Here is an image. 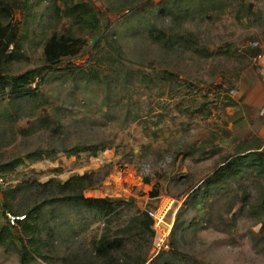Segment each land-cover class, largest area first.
Segmentation results:
<instances>
[{
    "label": "rangeland",
    "instance_id": "374dc122",
    "mask_svg": "<svg viewBox=\"0 0 264 264\" xmlns=\"http://www.w3.org/2000/svg\"><path fill=\"white\" fill-rule=\"evenodd\" d=\"M77 1L100 12L98 29L92 32L71 18L54 16V6L62 8L64 0H30L33 7L25 22L21 16L25 13L14 14L11 22L17 23L16 31L27 29L28 38L23 44L25 59L9 64L6 74L12 76L39 66L42 39L53 34L83 43L75 56L65 58L55 70L64 71L67 65L84 70L85 66H95L102 56L114 54L110 42L117 49L118 70L131 72L135 86L126 91L120 81L111 89L107 103L102 92L86 90L81 77L47 80L52 76L47 75L37 86V100L24 95L10 99L5 93L0 100V164L13 160L22 164L2 173L5 183L0 192L15 188L21 181L44 183L54 178L64 182L74 175L96 172L102 180L84 192V197L120 199L136 209L158 213L162 217L160 225L167 232L165 256H178L173 264H264V235H259L262 216L251 211L264 194V178L251 174L221 186L217 193L210 192L208 203L196 205V211L184 212L179 221L187 225L195 217L198 225L178 229L175 251L170 252V233L186 190L203 183L218 160L233 153L238 139L252 133L262 135L264 70L251 64L250 53L245 51L253 42L264 45V0H249L255 13L249 19L236 18L229 4L220 17L207 20L196 15L179 29L170 16L160 14L155 18L152 8L162 0ZM132 6L142 12L132 16ZM145 20H155L157 27L165 30L192 33L198 50L180 47L168 51L153 44L139 33L142 27L138 23ZM100 33H104L103 40ZM94 37L101 38L100 51L91 44ZM106 69L101 70L108 73ZM144 71L153 75L156 71L170 72L179 81L161 88L151 86L149 91L139 83V74ZM231 102L234 106H227ZM105 111L108 119H104ZM128 114L130 120L126 122ZM91 145L103 149L94 156L82 151L72 154L77 147ZM194 148L212 154L187 156ZM38 150L45 152L42 160L26 159ZM144 178L149 184L143 182ZM155 191L159 195L150 197ZM33 200L31 197L27 203ZM60 209L59 220L51 222L57 227L53 246L43 250L50 252L55 264H105L93 252L92 244L105 232H114L116 224L127 222L135 211L125 209L120 221L107 226L102 220L93 223L89 214L76 220L70 208ZM5 223L0 215V228ZM148 242L145 234L134 237L125 251L149 247V264L153 241ZM123 253L116 249L108 264L131 263ZM0 264H18L17 254L0 248Z\"/></svg>",
    "mask_w": 264,
    "mask_h": 264
},
{
    "label": "trees",
    "instance_id": "16d2710c",
    "mask_svg": "<svg viewBox=\"0 0 264 264\" xmlns=\"http://www.w3.org/2000/svg\"><path fill=\"white\" fill-rule=\"evenodd\" d=\"M162 2L161 5L152 8L154 10L153 14L155 10L157 13H155V18H159L160 14L170 16L177 23V29L180 28L182 23L192 20L196 15H200L207 20L220 17L229 4L231 6L230 13H236V18L249 19L255 15L253 4L249 0H162ZM132 4L134 5V3ZM32 7L30 0H0V100L3 99L2 96L5 93L10 99L18 95H24L28 96L29 99L37 100L40 97L37 86L41 84V81L47 75H52L47 80L67 76L75 80L81 77L85 84L83 85L84 88L93 92H102L107 103L110 100V95H112L111 89L113 86L117 88L120 81L123 84V90L127 91L130 87L135 86V83H133L134 76L131 72L125 69L118 70L116 66L119 62L116 61L117 49L112 47L110 42H108V46L114 54L110 57L102 56L98 64L94 63L95 66H85L86 69L84 70L67 65L66 69H63L64 71L55 70L54 68L59 66L65 58L75 56L82 49L83 43L73 37H57L53 34L42 39V63L39 66L12 76L6 74V68L9 64L25 59L23 44L28 38V30L23 29L18 33L16 31L17 23L14 25L11 20L14 14L19 12L21 14L25 13L24 16L21 15L25 22L30 17ZM150 7H152V4ZM139 9L132 6L129 13L136 16L142 12ZM53 14L56 17L63 15L65 18H71L76 24L88 28L92 32L98 29L99 17L101 16L100 12L90 4L75 2V0H64L62 8L54 6ZM138 25L142 27V33L141 31L139 33L143 37L165 50H176L180 47L198 50L191 39L192 33L174 32L171 29L158 28L155 20H145L139 22ZM100 35H102L103 40L104 33H100ZM101 43L100 37H94L91 40V44L96 51H100ZM245 52L250 53V58L254 54L250 48ZM109 61L111 62L110 67H103ZM114 63L115 66L113 67ZM103 68H107L106 72L108 71V73H104V70H101ZM178 81L177 77L170 72L158 73L156 71L153 75L144 71L139 74V83L149 91L153 87L161 88L163 84L168 86L177 84ZM110 82H113V84L110 85ZM140 84H138V87ZM32 85L35 86L33 89H31ZM115 104L119 106V102L116 101ZM108 106L107 104V108ZM227 106L232 107L234 103H228ZM103 114L104 119H108V111ZM124 120L126 122L130 120L129 114L124 117ZM237 141L240 143L233 153L221 157L216 163L213 173L206 177L203 183L192 185L186 190V198L176 214L174 226L170 233V240L172 239L170 252L175 251L176 246L173 242L178 229L183 227L188 230L198 225L195 217L187 225H184V221H179L184 212L196 211V205L207 204V197L210 192L217 193L221 186H229L228 183L243 174L264 178V141L257 133H252ZM102 149L103 146L101 145L81 146L80 149L77 147L72 154H78L82 151L94 156ZM44 154L43 150H38L31 155H27L26 159L39 161L44 158ZM211 154L212 152L208 153L204 150L201 151L200 148H194L188 152L187 156H209ZM21 164V160L0 164V176L3 177L2 173L14 171ZM101 180L102 177L100 179L96 172H86L82 175H74L64 182L54 178L44 183H38L36 180H26L25 182H19L15 188L2 189L0 192V215L6 220V223L0 228V248L17 254L18 264H40L39 261L45 264H55L56 260L49 254L50 252H44L43 250L53 246V235L57 227L51 222L59 220L58 215L62 213L61 207H64V209L70 208L75 213L76 220L80 216L89 214L92 216L93 223L102 220L107 226L112 223L113 226L115 222L120 221L123 215L122 212L127 209V211L135 210L129 215V220L122 224L117 223V229L114 232H105L100 239L92 244L93 252L105 264H108L116 249H122L125 259H132L129 264H146L149 247L144 251H140L139 248L136 252L133 249L126 252L125 248L131 245L129 243L131 239L134 237L140 238L144 234L148 237V243H150V240H153L154 237L153 220L148 216L147 211L136 209L129 201L111 198H85L84 192L93 189ZM143 182L149 184L147 178H144ZM158 195L159 193L155 191L151 193L150 197L155 198ZM31 197L34 200L28 204L27 202ZM251 211H257L262 216L259 218V223L262 225L259 235L263 236L264 194L261 201ZM8 215L16 218L13 225L9 223ZM65 223H67V219ZM252 240L257 242L258 239L253 236ZM133 254L134 257H132ZM166 254L163 251L150 257L149 264H173L174 261H177L178 256L176 257L175 253L165 256Z\"/></svg>",
    "mask_w": 264,
    "mask_h": 264
},
{
    "label": "built area",
    "instance_id": "2783aa9c",
    "mask_svg": "<svg viewBox=\"0 0 264 264\" xmlns=\"http://www.w3.org/2000/svg\"><path fill=\"white\" fill-rule=\"evenodd\" d=\"M248 46L254 52L253 56H251V64H253L255 67L261 70H264V45H260L258 42H253L250 43ZM4 183L5 181L3 177L0 176V188L4 186ZM147 214L153 220L152 229L154 230V237L152 240L153 241L152 245H153V256H156L159 254L160 251L167 250L168 246L165 240L167 232L164 231L165 230L164 227L160 225L162 221V217H160L158 213H156L155 211L154 212L148 211ZM7 218L9 220V223L13 225L14 220L16 218L11 217L10 215H8Z\"/></svg>",
    "mask_w": 264,
    "mask_h": 264
},
{
    "label": "crops",
    "instance_id": "0c3cea01",
    "mask_svg": "<svg viewBox=\"0 0 264 264\" xmlns=\"http://www.w3.org/2000/svg\"><path fill=\"white\" fill-rule=\"evenodd\" d=\"M261 125H262V130L260 131V133H262V135L261 136L259 135V137L264 141V118L262 119Z\"/></svg>",
    "mask_w": 264,
    "mask_h": 264
}]
</instances>
